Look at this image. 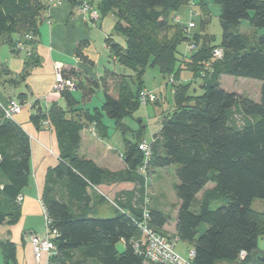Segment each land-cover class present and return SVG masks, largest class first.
<instances>
[{"label": "trees", "instance_id": "16d2710c", "mask_svg": "<svg viewBox=\"0 0 264 264\" xmlns=\"http://www.w3.org/2000/svg\"><path fill=\"white\" fill-rule=\"evenodd\" d=\"M69 2L72 8L80 6L79 0ZM214 3L219 6L222 30L217 46L209 45L211 37L205 34L208 14L200 19L198 35L187 36L186 26L175 22L176 13L188 0H91L99 19L108 15L114 19L113 31L105 38L110 59L133 75L106 72L105 79L111 77L116 93H110L101 78L104 102L91 112L77 108L71 90L60 93L66 109L52 105L42 111L33 105L31 121L39 127L44 120L49 122L59 150L58 163L46 175L41 198L50 228L57 234L47 264H148L131 243L142 238L141 224L165 236L168 216L159 205L149 204L141 167L147 175L173 168L178 200L173 237L192 245V264H262L259 259H264V252L258 249L257 240L264 237V212L252 210L251 203L264 201V34H256L264 30V0ZM47 10L48 0H0V45L7 43L14 52L19 51L15 48L19 42L29 47L20 75L0 65L2 85L15 88L38 64L34 48ZM242 21L255 32L253 39L239 32ZM26 35L31 39L26 40ZM188 42L196 50L188 55L184 52L180 59L179 47L184 44L186 49ZM216 47L223 51L220 59L211 56ZM148 68H156L163 79H173L166 81L164 90L172 87L174 105L161 118L146 163L138 142L126 139L123 160L127 168L123 171L113 173L80 157V133L89 125L105 131L102 119L107 118L122 135L129 130L123 121L141 106L142 77ZM183 70L201 79V95L189 94L193 81L183 84L178 80ZM224 75L260 81L259 102L223 90L219 79ZM92 87L99 84L90 83L84 92L91 93ZM30 159L26 133L14 120L4 118L0 104V225L19 217L17 198L28 183ZM123 181L140 187L117 196L114 216L91 215L89 205L95 197L106 201L97 186ZM119 243L122 251L117 248ZM0 246L5 261H13L14 245L5 241ZM241 251L246 253L242 261L238 259Z\"/></svg>", "mask_w": 264, "mask_h": 264}, {"label": "crops", "instance_id": "0c3cea01", "mask_svg": "<svg viewBox=\"0 0 264 264\" xmlns=\"http://www.w3.org/2000/svg\"><path fill=\"white\" fill-rule=\"evenodd\" d=\"M203 3L204 6L201 4V0H188V4L184 6L187 12L183 11L181 14L177 12L176 17L181 23L186 13L187 15L189 13L190 18H194L195 16L192 15L194 8L199 9L203 14L207 8L205 0ZM190 21L193 22L192 28H194L193 19ZM110 22L111 25L109 22L106 23L105 17L96 23L91 22L87 15L80 12L77 7L72 8L69 0H61L60 5L48 8L45 12V19L38 27L37 43L34 48L38 64L29 70V73L15 88L0 83V104L4 105L9 99L17 98V101L22 105L20 112L14 117V121L26 133L31 153V174L27 185L21 191L23 200L20 202L19 217L14 223L5 222L0 225V244L9 241L14 245V260L6 262L0 246V264H47L48 256L46 254L42 253L39 259L35 258L30 238L34 235L42 236L45 232L41 198L46 175L58 163L59 150L54 130L37 126L31 121L30 116L34 113L33 105L35 104V108L38 107L42 111H47L52 105L66 109L65 98L53 91L55 65L62 68L65 79H73L76 85L81 84L80 87L74 86L71 90V94L77 102V108L89 112L94 108H101L104 97L100 80L101 78L105 79L106 72H115L104 65V60L108 56V60L113 64L116 63L110 59L105 45V38L113 31L114 23ZM185 22L183 24H186ZM252 33L255 32L252 30ZM256 34L258 35L257 31ZM96 40L103 42V57L95 50ZM25 62V52H14L7 43L0 45V65H5L12 75L23 73ZM72 72L76 75H72ZM110 78L107 77L105 80L109 81ZM93 82H97L99 87H92L89 94L84 92ZM163 87L164 83L149 89L144 86V90L159 92ZM102 124L106 128L105 131L98 132L94 124L83 129L80 133L78 155L92 160L101 169L113 173L123 171L127 168L123 160L124 140L130 142L133 140L128 134L122 137L116 131L113 121L103 118ZM134 190H136L135 184L128 181L101 184L96 188L99 195L108 199L117 198L121 194H128ZM89 207L91 215L97 218L104 219L114 216V212L108 211L109 208H104L103 203L99 201H92ZM175 218L176 212L173 216L172 229L168 230L167 224L163 228L167 236L175 235ZM167 231L172 234H167ZM89 264L96 263L89 262ZM220 264L230 263L222 262Z\"/></svg>", "mask_w": 264, "mask_h": 264}, {"label": "rangeland", "instance_id": "374dc122", "mask_svg": "<svg viewBox=\"0 0 264 264\" xmlns=\"http://www.w3.org/2000/svg\"><path fill=\"white\" fill-rule=\"evenodd\" d=\"M97 0H95L96 2ZM206 1V6L205 10L203 11V14L199 9H192V14L195 16L194 18L189 17V13L186 16H183L182 21H186L184 24L185 26L189 23L191 19H193L195 25L194 28H191L188 33H186L187 36L190 34H201L200 30V19L201 17H205L204 15L208 14V26L207 29L205 30V34H208L211 39L209 40V45L211 46H217L220 44L221 41V26L219 23V6L218 4L214 3V0H205ZM181 9V8H180ZM178 12L181 14V12H187L186 7H182V10ZM189 11V9H188ZM195 11V12H194ZM178 18V17H177ZM179 20V18H178ZM112 21L114 23V19L111 15H108L105 17V22L109 24ZM179 20V24H183ZM188 22V23H187ZM191 22V21H190ZM111 25V24H110ZM252 28L249 27L248 23L246 21H242L241 25L239 27V32L245 36L251 37V39L254 38V35L252 34ZM258 35L264 34V30H257ZM190 33V34H189ZM95 50L97 53L102 54L103 57V46H102V41L96 40L95 41ZM188 44V43H186ZM185 51V54L188 55V51L185 49V45L182 44L179 47V58H182L183 52ZM192 53V52H191ZM105 59L104 65L109 68L112 71H115L116 73H123L126 75H133L132 71L128 69H124L121 66H119L117 63H112V61L108 60V56ZM109 81L104 80V82L107 84L108 89L111 88V93L115 95V90L113 89V83H111L112 79H108ZM173 79L170 77L166 80L163 79L161 74L156 68H148L143 77L142 81L144 86H146L147 89L149 88H154L158 87L159 85H162L164 83V86L166 84V81L171 83ZM178 80L180 82L188 83L192 82L191 86L189 87V94L193 96H199L202 93L201 90V79L200 78H193L192 73L187 70L180 71ZM171 81V82H170ZM175 81V80H174ZM110 82V83H109ZM177 82V81H175ZM102 84V83H101ZM220 86L223 90L229 93H235L239 96L242 97H247L254 102H259L260 99V87H261V82L258 80L254 79H248V78H240V77H232V76H221L220 78ZM162 90V91H161ZM159 90L161 92L160 98L157 97L158 91H151L156 94V100L148 104L146 106L141 105L137 110H135L131 116L127 117L124 119L123 123L126 124V126L129 128V130L125 133L126 135L130 136L133 140V142H138V149L139 146L142 143H149L151 140L155 137L150 136L153 134H156L158 132V123L159 126L161 124V118L164 113H168L172 111L173 109V91L171 86H167L166 89L164 90V87ZM64 91V90H63ZM62 91V92H63ZM149 91V90H147ZM61 93V92H60ZM59 93V94H60ZM141 93V92H140ZM180 97V96H179ZM181 98H184V96H181ZM9 101H17L16 99H9ZM19 103V102H18ZM6 104V103H5ZM236 120L240 121L239 118L236 116ZM126 127V128H127ZM116 131L124 137V135L121 134L120 129H116ZM140 131L138 134L137 132ZM136 137H135V135ZM147 136V137H146ZM129 137V138H130ZM140 150V149H139ZM144 180H145V196L149 201V204H157L159 205L163 211L167 214L168 216V222H167V228L172 229L173 226V216L177 210V205H178V200L175 196L174 193V185L177 183V180L174 176V171L173 168H167L164 170H159V171H152L150 174L143 173ZM136 189H138L140 186L138 184H135ZM116 199L117 198H111L110 201H101L98 200L96 197L94 198V201H99L100 203H103L104 208H109L107 209L108 211L111 210L114 212L115 208H117L116 204ZM102 208V207H101ZM251 209L257 212H264V201L261 199H254L251 203ZM112 215V214H110ZM204 227V226H203ZM170 231H167V234H172L169 233ZM166 238H172L173 236H167L165 235ZM191 244L183 242L178 240L176 243V251L181 254L182 256L186 257V249L191 248ZM257 247L261 252H264V237H259L257 240ZM117 248L119 251H122L123 245L118 244Z\"/></svg>", "mask_w": 264, "mask_h": 264}, {"label": "built area", "instance_id": "2783aa9c", "mask_svg": "<svg viewBox=\"0 0 264 264\" xmlns=\"http://www.w3.org/2000/svg\"><path fill=\"white\" fill-rule=\"evenodd\" d=\"M80 6L78 7L79 11L83 14H86L88 19L91 22L96 23L99 20V14L95 10L94 6L90 4L91 0H79ZM61 0H48V8L60 5ZM193 15V14H192ZM175 22H179L178 18L175 19ZM193 27V22H189L185 31H188ZM26 40H30L31 37L26 35L24 37ZM17 50L23 51L26 54L29 52V47L23 45L22 43H17ZM186 50L188 53H191L196 50V46L193 42H188L186 44ZM223 54L221 48L216 47L212 50L211 56L213 59H220ZM55 80L53 85V91L55 93H60L63 90H72L73 89V79H65L62 68L58 65L54 67ZM172 81V80H171ZM170 81V82H171ZM156 100V94L151 91L143 90L139 95V102L141 105L146 106L148 104L153 103ZM21 104L16 101H9L6 104H1V109L3 112V116L5 119L14 120V117L20 112ZM41 127L47 130H51L49 122L44 120L41 123ZM152 143H142L139 146L140 151L144 156V164L150 156V145ZM140 173L143 175L145 170L143 167L139 169ZM105 198V197H104ZM106 201H110V199L105 198ZM23 200L22 196L17 198V201L20 203ZM44 215V224H45V232L42 236L34 235L30 238V244L36 259H39L42 253L46 254V256H50L54 251V245L52 243L53 237H55L56 231L50 228L48 219L46 218L45 212L43 210ZM147 214H144V219L147 218ZM140 231L143 233L142 238H139L131 243L132 249L134 252L140 256H142L148 264H192L193 259V249H186V257L182 256L176 251V243L178 242L177 237L166 238L165 236H161L153 233L146 224L139 225ZM246 257V253L241 251L238 255V259L240 261L244 260Z\"/></svg>", "mask_w": 264, "mask_h": 264}, {"label": "water", "instance_id": "95a60500", "mask_svg": "<svg viewBox=\"0 0 264 264\" xmlns=\"http://www.w3.org/2000/svg\"><path fill=\"white\" fill-rule=\"evenodd\" d=\"M262 264H264V259H259Z\"/></svg>", "mask_w": 264, "mask_h": 264}]
</instances>
